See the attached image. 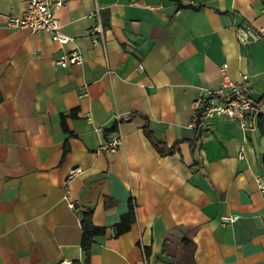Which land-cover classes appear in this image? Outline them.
<instances>
[{"label":"crops","instance_id":"0c3cea01","mask_svg":"<svg viewBox=\"0 0 264 264\" xmlns=\"http://www.w3.org/2000/svg\"><path fill=\"white\" fill-rule=\"evenodd\" d=\"M63 1L55 14L68 48L82 54L65 68L47 32L7 26L26 0H0V264H183V238L195 245L194 264H264V193L255 181L264 174V36L247 46L235 38L241 24L264 29V0ZM95 6L105 57L88 36ZM223 66L232 81L249 76L256 129L245 133L215 116L200 138L195 106L219 85ZM133 112L178 151L160 156L144 119L127 120ZM119 120L110 133L122 145L105 151V130ZM75 167L81 173L67 180ZM130 198L136 221L115 236ZM89 209L105 233L85 253L81 220ZM229 214L238 219L221 226Z\"/></svg>","mask_w":264,"mask_h":264},{"label":"built area","instance_id":"2783aa9c","mask_svg":"<svg viewBox=\"0 0 264 264\" xmlns=\"http://www.w3.org/2000/svg\"><path fill=\"white\" fill-rule=\"evenodd\" d=\"M27 7L20 15L9 14L6 16V24L13 30H25L30 34L40 31L47 32L52 42L59 46L60 54L57 64L61 68L72 66L82 61V54L76 48H68L71 41L63 31L55 12L63 6V0H26ZM94 24L89 30V38L93 44L100 45L103 56H106L105 49V27L100 16V8L95 6L92 11ZM264 36V29L254 32L249 26L241 24L236 27L235 38L239 46H247ZM138 70H143L142 63H138ZM221 80L219 85L212 90L205 92L198 100L192 116V127L201 134L200 138L210 134L207 128V121L215 116L235 121L243 132L256 129V117L259 114L255 100L250 95L249 76L240 74L238 81H232L226 77V67L220 68ZM122 145L120 136L112 137L111 133L105 134V143L102 149L114 152ZM243 157L240 151L239 158ZM80 167L71 168L68 171L67 180L81 173ZM255 181L260 192L264 193V174H257ZM72 208V204L68 203ZM238 216L235 214L222 215L218 221L221 226L232 225ZM143 253L146 257L144 249ZM81 260L75 262L69 259H62L58 264H80ZM146 264V258L142 261Z\"/></svg>","mask_w":264,"mask_h":264},{"label":"trees","instance_id":"16d2710c","mask_svg":"<svg viewBox=\"0 0 264 264\" xmlns=\"http://www.w3.org/2000/svg\"><path fill=\"white\" fill-rule=\"evenodd\" d=\"M136 116H141L144 119L145 122L142 126L143 134L147 138V140L150 142L152 147L155 149V151L160 156H171V155H174L178 151V142L173 143L171 146H167L164 142L157 140L153 136L151 130H149V128H148V121H147V118L145 116H142L141 114H139L137 112H133V113H131V115L129 116V118L127 120H129L133 117H136ZM71 117L72 118L76 117V111L75 110H73L71 112ZM124 121L125 120L115 121L110 128L105 130V134L116 131L118 129L119 123L124 122ZM61 125H62V128L65 132H69L67 127H66L64 117H62ZM259 125H260V127H263V125H264V120L262 119V117L260 115H259ZM66 152H67V146L64 145L63 155H65ZM112 203H113V201L111 199L105 198V200H104L105 206H109ZM135 208H136V204L130 198L128 201L127 212H125L124 214H122L120 216L118 223L115 224V226L113 227L115 236L121 235V234L125 233L126 231H128L130 229L131 225L136 221ZM92 215H93L92 210L89 209L83 213V218L81 220L82 234H81L80 246H81V249L85 253H88L90 251V246H91L93 238L97 235H101V234L105 233L104 227L95 226L93 224ZM181 243L184 247L183 258L185 260L183 261V264H194L193 252L195 249V245L191 241L187 240L186 238H183ZM166 245H167V243L165 241L164 242L165 251L167 250ZM144 252L147 256L149 253V249L144 248Z\"/></svg>","mask_w":264,"mask_h":264}]
</instances>
